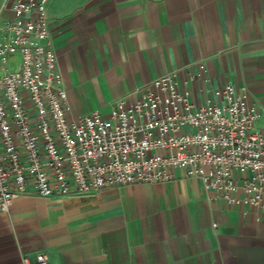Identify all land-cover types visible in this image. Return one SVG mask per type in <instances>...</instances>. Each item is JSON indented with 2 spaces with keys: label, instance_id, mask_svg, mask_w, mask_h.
<instances>
[{
  "label": "crops",
  "instance_id": "1",
  "mask_svg": "<svg viewBox=\"0 0 264 264\" xmlns=\"http://www.w3.org/2000/svg\"><path fill=\"white\" fill-rule=\"evenodd\" d=\"M47 18L73 118L108 117L115 101L131 104L175 73L197 106L233 85L264 126V0H49ZM174 174L87 196L18 197L0 212V264L39 253L51 264H264V212Z\"/></svg>",
  "mask_w": 264,
  "mask_h": 264
},
{
  "label": "built area",
  "instance_id": "2",
  "mask_svg": "<svg viewBox=\"0 0 264 264\" xmlns=\"http://www.w3.org/2000/svg\"><path fill=\"white\" fill-rule=\"evenodd\" d=\"M49 0H0V212L33 192L93 195L107 187L171 181L179 170L230 205L264 212V126L233 85L197 106L175 73L73 118L50 45ZM214 227L216 225H213ZM21 264H51L45 254Z\"/></svg>",
  "mask_w": 264,
  "mask_h": 264
}]
</instances>
